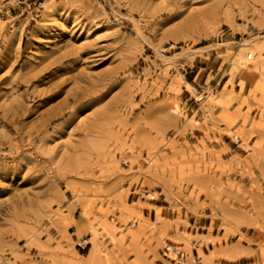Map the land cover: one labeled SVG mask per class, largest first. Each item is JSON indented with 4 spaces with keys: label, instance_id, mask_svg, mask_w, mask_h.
<instances>
[{
    "label": "rangeland",
    "instance_id": "obj_1",
    "mask_svg": "<svg viewBox=\"0 0 264 264\" xmlns=\"http://www.w3.org/2000/svg\"><path fill=\"white\" fill-rule=\"evenodd\" d=\"M0 264H264V0H0Z\"/></svg>",
    "mask_w": 264,
    "mask_h": 264
},
{
    "label": "built area",
    "instance_id": "obj_2",
    "mask_svg": "<svg viewBox=\"0 0 264 264\" xmlns=\"http://www.w3.org/2000/svg\"><path fill=\"white\" fill-rule=\"evenodd\" d=\"M179 253V252H178ZM180 256H183V254L182 253H180Z\"/></svg>",
    "mask_w": 264,
    "mask_h": 264
}]
</instances>
